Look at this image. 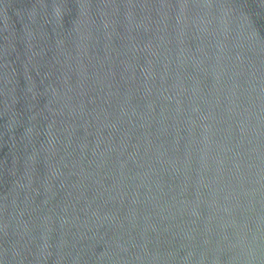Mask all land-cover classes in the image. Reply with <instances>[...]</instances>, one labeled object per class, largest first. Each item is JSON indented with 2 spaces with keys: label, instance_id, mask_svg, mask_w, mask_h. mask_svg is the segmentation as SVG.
Here are the masks:
<instances>
[{
  "label": "water",
  "instance_id": "95a60500",
  "mask_svg": "<svg viewBox=\"0 0 264 264\" xmlns=\"http://www.w3.org/2000/svg\"><path fill=\"white\" fill-rule=\"evenodd\" d=\"M0 264H264V0H0Z\"/></svg>",
  "mask_w": 264,
  "mask_h": 264
}]
</instances>
